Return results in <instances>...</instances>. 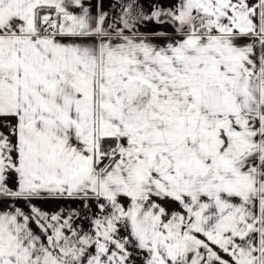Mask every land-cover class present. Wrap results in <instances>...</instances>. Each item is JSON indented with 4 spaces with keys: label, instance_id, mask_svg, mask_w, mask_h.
Returning a JSON list of instances; mask_svg holds the SVG:
<instances>
[{
    "label": "snow or ice",
    "instance_id": "obj_1",
    "mask_svg": "<svg viewBox=\"0 0 264 264\" xmlns=\"http://www.w3.org/2000/svg\"><path fill=\"white\" fill-rule=\"evenodd\" d=\"M0 264H264V0H0Z\"/></svg>",
    "mask_w": 264,
    "mask_h": 264
}]
</instances>
